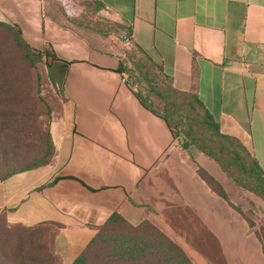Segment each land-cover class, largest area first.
Returning a JSON list of instances; mask_svg holds the SVG:
<instances>
[{"label":"crops","instance_id":"crops-1","mask_svg":"<svg viewBox=\"0 0 264 264\" xmlns=\"http://www.w3.org/2000/svg\"><path fill=\"white\" fill-rule=\"evenodd\" d=\"M72 1L75 16L55 0H0V20L18 24L39 49L50 43L57 58L70 62L62 112L51 123L55 162L0 181V213L10 222L56 225L61 264H71L114 211L135 222L142 203L157 217L165 212L166 233L187 253L176 230L202 245L214 240L235 258V234L225 231L231 223L222 215L237 209L201 178L165 119L123 80L122 45L79 20L81 6ZM90 1L120 22L121 32L130 27L132 46L160 64L176 88L196 93L221 130L241 139L264 169V0ZM251 216L256 226L242 214L243 231L259 242L264 264L263 216ZM254 254L247 264H256Z\"/></svg>","mask_w":264,"mask_h":264},{"label":"trees","instance_id":"trees-1","mask_svg":"<svg viewBox=\"0 0 264 264\" xmlns=\"http://www.w3.org/2000/svg\"><path fill=\"white\" fill-rule=\"evenodd\" d=\"M126 28L131 36L130 27ZM133 48L158 68L164 81V90H156V95L166 104L163 108L156 104L154 93L145 94L142 88L131 83L141 103L165 119L177 143L181 136L194 140H198V137L193 129L184 127L181 118L174 114L171 106L184 108L189 115H194L197 122L208 131L202 144L197 143L198 148L216 160L236 185L264 199V169L252 151L241 139L221 130L219 123L196 93L176 88L160 64L139 45L134 44ZM50 55L57 58L50 43L39 49L25 38L18 24L0 20V181L17 173L53 165L55 162L57 151L51 134V123L61 115L62 102L65 99L64 86L54 87L61 102L59 111L52 116L48 101L38 88L34 91L27 84L23 72L18 67L23 58L30 61L42 60L47 66L45 82L55 85L57 83L51 76L48 63ZM126 66L125 59L121 60L118 71L128 72L130 77H135ZM139 82L140 80L137 81L138 84ZM38 102L44 104L45 114L51 116L46 125L41 122L44 113H39L36 107ZM198 173L213 191L235 207L227 190L212 174L203 168H199ZM140 206L151 208L147 203ZM240 212L243 214L242 210ZM251 225H254L252 221ZM57 232L56 225L47 223L26 225L10 222L6 212L2 211L0 264H61V256L55 247ZM71 264L195 263L179 243L149 219L133 223L119 211H114L104 223L96 226L94 236Z\"/></svg>","mask_w":264,"mask_h":264},{"label":"rangeland","instance_id":"rangeland-1","mask_svg":"<svg viewBox=\"0 0 264 264\" xmlns=\"http://www.w3.org/2000/svg\"><path fill=\"white\" fill-rule=\"evenodd\" d=\"M74 1L81 6V11L79 15L76 16L79 18V20L89 24V26L93 27L94 29H99L107 34L110 33L111 37L122 45L125 53L124 59L127 63L126 68L130 70L132 74L134 73V75H136L135 77H130V74L126 72L129 76L131 83L134 86H137L138 88L140 87V89L142 88L145 94L154 93L156 104L158 105V107L163 108L166 104L158 95H156V90L158 88L164 90V81L161 79L160 71L156 66L152 65L141 53L136 51L133 46L128 47L125 45L123 41L124 32L120 31V28H122L123 25L120 22L113 21L104 14H101L100 12L96 11V9L92 7L90 0ZM59 3L63 7V9H65L64 5L61 2ZM67 14L71 16L76 15L69 14L68 12ZM5 36L8 37V35L6 34ZM18 67L20 68V71L23 72L27 84H29L30 87L34 89V91H36L38 88L41 94L48 101L51 107L50 109H52L50 110L52 116L56 115L59 111V104L61 101L54 91V87L57 86V84L54 85L51 82H45V76L47 73L46 64L39 59H33L32 61H30L28 59L23 58L19 61ZM139 80L140 82L138 84L137 81ZM150 80H153V82H151ZM37 104L38 106L36 105V107L38 108L39 113H44V117L41 119V122L46 125L49 121V117L51 116L45 114L46 107L43 103L38 102ZM171 108H173L174 114L178 115L181 118L184 127L188 130L193 129V131L197 134L198 137V140H194L192 138H184L181 136L177 145L184 153H186V155H188L191 164L196 167L197 173L199 168H203L207 170L210 174H214L218 179L214 175L213 176L223 185L224 188L226 187L225 189H227L231 199L233 200V202L236 203L234 204L230 200L235 205V207H233L237 209V213H225L222 215V217H226L228 220H230L231 229L225 231L228 233L232 232L235 234V236L230 238V241L233 247L236 248L235 252H237V254L235 258L231 257L227 249L222 244H214V240L212 241L211 245H202L198 241H196V239L189 236V234L185 233V231H183L182 229L176 230V236L178 240L184 243L189 255L194 260L192 261L196 264H247L246 258H249L250 250H253L257 253V255L254 254V259L255 263L258 264L259 254L257 252L256 246L259 242H257L256 240L253 241V239L251 240L244 234V222L240 210L243 211V215L246 217V220L251 228L256 226V221L251 215L255 216L258 214L263 216V219L260 220L258 226L260 233L264 238V199L261 196L236 185L216 160H214L206 152L198 148L197 143L202 144V142L206 139L208 135V131L201 123L197 122V118L194 117V115H189V112L184 108H178L173 106H171ZM185 142H188L187 147H184ZM142 208V212L134 217L136 220L135 222L131 221L127 217L126 218L133 223H138L145 218L149 219L166 233L165 212L162 215L159 214V216L157 217L155 215L156 210L153 206H151V208H146L142 206ZM188 216L191 217L192 214ZM234 217H236V219ZM251 221L254 223L255 226L251 225ZM176 223H179V227L183 228L180 222ZM171 224L174 228H177V225H175L174 223ZM195 234H197V231H195ZM251 244L254 247H251Z\"/></svg>","mask_w":264,"mask_h":264},{"label":"water","instance_id":"water-1","mask_svg":"<svg viewBox=\"0 0 264 264\" xmlns=\"http://www.w3.org/2000/svg\"><path fill=\"white\" fill-rule=\"evenodd\" d=\"M48 63L50 65L51 76L59 88L63 87L69 69V62L60 58H54V56L50 55L48 57ZM187 145L188 142H185L184 147H187Z\"/></svg>","mask_w":264,"mask_h":264},{"label":"built area","instance_id":"built-area-1","mask_svg":"<svg viewBox=\"0 0 264 264\" xmlns=\"http://www.w3.org/2000/svg\"><path fill=\"white\" fill-rule=\"evenodd\" d=\"M55 1L61 2L69 14H76L78 11L77 6L74 4V2L72 0H55ZM123 41H124L125 45L128 47H131L133 45V39L128 33L123 34ZM123 80L126 83L131 84V81H130L127 73H123Z\"/></svg>","mask_w":264,"mask_h":264}]
</instances>
